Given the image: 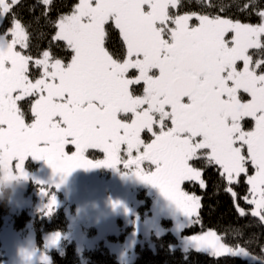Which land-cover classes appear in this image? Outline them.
Returning <instances> with one entry per match:
<instances>
[{
	"label": "snow or ice",
	"instance_id": "snow-or-ice-1",
	"mask_svg": "<svg viewBox=\"0 0 264 264\" xmlns=\"http://www.w3.org/2000/svg\"><path fill=\"white\" fill-rule=\"evenodd\" d=\"M19 4L0 0V169L7 179L26 180L29 157L60 177L57 190L77 168L123 164L198 223L200 200L183 185L204 186L196 164L205 162L217 167L232 197L233 185L246 183L250 215L264 221V11L256 12L259 24H244L173 12L180 0H79L52 37L71 50L65 63L51 50L40 57L22 51L30 33L16 13ZM255 7L254 0L244 5ZM111 25L123 40L120 57L106 48ZM69 145L74 151H66ZM88 150L105 159L93 163ZM145 165L152 170L146 173ZM41 195L51 215L56 197L46 189ZM59 239L57 233L51 243ZM192 244L215 256L249 255L212 231L192 237Z\"/></svg>",
	"mask_w": 264,
	"mask_h": 264
},
{
	"label": "trees",
	"instance_id": "trees-1",
	"mask_svg": "<svg viewBox=\"0 0 264 264\" xmlns=\"http://www.w3.org/2000/svg\"><path fill=\"white\" fill-rule=\"evenodd\" d=\"M78 2L79 0H51L50 5H44L42 0H20V4L16 7V13L30 33V47L24 52L33 57H40L43 51L51 50L56 58L65 63L69 62L72 56L71 50L64 42L55 41L52 37L57 31L56 22L61 17L71 14ZM254 3L256 7L249 10V8H244L245 4H249V0H180V6L173 12L208 14L244 24H259L260 17L256 12L257 10L264 11V0H254ZM209 5L212 6L209 7ZM4 26H8V21H5ZM106 27H108L106 48L114 57H120L124 52L120 32L114 25ZM251 51L256 53L254 59L260 58L258 50ZM32 71L34 72L35 69ZM136 88L137 94H140L141 86H136ZM24 111L26 112V121L30 123V106L25 104ZM252 126L251 121L246 123V127L251 128ZM145 139L150 140L147 136ZM100 155L101 153L87 154L94 159ZM31 164L34 166L33 163L28 162V167L31 168ZM196 166L202 172L201 178L204 181V186L202 187L196 181H186L183 188L189 194H196L200 197V207L196 217L199 222H194L185 233L193 234L214 230L224 244L234 248H243L253 257L247 260L229 255L213 256L194 250L174 249L172 246L177 242V239L168 232L167 235L154 237V248H150L148 245L137 246V258L132 264H264V221L250 215L251 211L249 210L252 209V206L247 204L244 199L247 194V184L242 181L233 185V189L237 192V197L234 198L225 190L226 184L216 166L205 162H198ZM139 195L137 198L140 200ZM7 201V196L0 201V230L4 225L5 216L9 212ZM146 201L148 208L152 205V200L148 198ZM141 208L144 206L141 205ZM241 210L244 211V215L240 214ZM14 220L15 228L25 232L31 217L24 212L20 216H15ZM167 224L170 222H163V225ZM34 228L37 235L36 243L43 250L45 249L43 235L52 231L67 233L69 218L62 209L55 211L50 220L41 214L34 221ZM87 231L89 234L96 233L94 228ZM108 249L104 244H99L94 249H85L82 254L83 259L87 264H123L116 260V255ZM50 255L51 264H81V255L78 252L77 244L68 239L63 240L62 249L54 250ZM7 263L6 257L0 255V264Z\"/></svg>",
	"mask_w": 264,
	"mask_h": 264
},
{
	"label": "rangeland",
	"instance_id": "rangeland-1",
	"mask_svg": "<svg viewBox=\"0 0 264 264\" xmlns=\"http://www.w3.org/2000/svg\"><path fill=\"white\" fill-rule=\"evenodd\" d=\"M147 137L151 138L148 134ZM34 161L37 162L35 159ZM144 170L147 173L152 169L145 165ZM24 171L28 177L26 180L11 181L7 179L9 173L0 169V197L7 196L9 205V212L5 216L4 225L0 230V255L6 257L10 264H42L41 257H47L48 264H51L50 253L62 249L63 240L65 239L77 244L78 252L81 255V264H87L83 259V250L94 249L99 244H104L109 248L108 250L116 255V260L119 262L132 264L137 258L136 247L148 245L150 248H154V237L167 235L170 232L177 239V242L172 246L174 249L197 251L192 244V237L209 231L216 232L208 230L193 234L185 233L194 222L176 210L174 205L160 193L158 188L140 181L133 174L134 169L126 168L127 173L135 178L119 187L116 196L118 205L105 217L106 219H101L99 206L101 204L100 197L103 195V197H106L110 195L108 192L113 191L114 183L109 179L99 177L96 181L91 180L89 178L93 174L87 172L80 177L74 176L72 181L76 185H71L70 188L61 192L60 189L58 191L54 190L55 185L49 186V180H47V177L43 174V169L39 165L33 166L31 164L30 168L25 160ZM123 171H125L124 166ZM97 184L106 189V195L99 190ZM42 189H46L56 197L57 204L53 207L52 214L62 209L69 218L67 233L52 231L43 235L45 245L43 250L36 243L37 235L34 221L41 214L50 220L52 214H45L48 197L41 195ZM137 195L140 196V200ZM191 195L198 197L200 200V197L196 194ZM148 198L152 200V205L147 208L148 202L146 200ZM141 205L144 208H141ZM72 207L76 212L71 209ZM24 212L31 217V221H29L26 231L21 232L15 228L13 222H15V216H20ZM196 217L197 215L193 219L196 220ZM164 221H168L170 224L163 225ZM90 228L96 229V233L89 234L87 230ZM57 233H59L60 239L58 243L53 245L51 241ZM221 241L224 243L222 239ZM225 246L237 249L226 244ZM197 252L207 253L204 251ZM225 255L231 256L227 253L219 256ZM238 257L249 260L253 256L249 254L247 257Z\"/></svg>",
	"mask_w": 264,
	"mask_h": 264
},
{
	"label": "flooded vegetation",
	"instance_id": "flooded-vegetation-1",
	"mask_svg": "<svg viewBox=\"0 0 264 264\" xmlns=\"http://www.w3.org/2000/svg\"><path fill=\"white\" fill-rule=\"evenodd\" d=\"M175 10V9H174ZM150 135V134H148ZM147 136V134H145L143 136V138L145 139V137ZM146 140V139H145ZM69 149L72 150V146L69 145L66 148V151H68ZM74 151V149H73ZM88 153H101V155L99 157H97V159L92 158V156H87ZM85 158L92 161L93 163H98L104 160L105 158V154L101 151H97V150H88L85 152ZM37 162L34 161L33 158L29 157L28 159H26V162H31L34 165L38 166L43 169V174H45V176L47 177V180H49V186L55 185L53 179H57L59 178L58 175H55L53 173V170L50 168V166H48V164L43 161V160H36ZM87 172L92 173L93 175L89 178L91 180H98L99 177L102 178H107L109 179L112 183H114V187H113V191L112 192H108L110 195H107L106 197L101 196L100 197V206H99V210L100 213L102 215L101 219H106L105 217L108 216L115 207H113V205H118V201H117V191L119 189V187H121V185L128 183L130 180H132L133 175L127 173L126 168L125 171H123V164L118 165L115 168L112 167H95V168H77L75 169L70 175H68L63 182V188H61V192H64L65 190H67V188H70L71 185H76L75 182L72 181L74 176H81L82 174H85ZM129 172V170H128ZM53 177V179H52ZM58 180V179H57ZM97 186L99 187V190L101 192H103L105 195L107 194L106 189L104 187H102L101 185L97 184ZM54 190L58 191L56 189V187L54 186ZM112 193V194H111ZM72 210H74V212H76V210L72 207ZM117 214V213H116ZM115 216V214H114ZM113 216V217H114ZM111 217V218H113ZM108 219V218H107Z\"/></svg>",
	"mask_w": 264,
	"mask_h": 264
},
{
	"label": "water",
	"instance_id": "water-1",
	"mask_svg": "<svg viewBox=\"0 0 264 264\" xmlns=\"http://www.w3.org/2000/svg\"><path fill=\"white\" fill-rule=\"evenodd\" d=\"M52 179H53V177H52ZM57 179H58V180H57ZM57 179H53V181H54L55 184H59V183H60V177L57 178ZM60 188H63V183L60 184ZM7 264H10V263L8 262Z\"/></svg>",
	"mask_w": 264,
	"mask_h": 264
},
{
	"label": "clouds",
	"instance_id": "clouds-1",
	"mask_svg": "<svg viewBox=\"0 0 264 264\" xmlns=\"http://www.w3.org/2000/svg\"><path fill=\"white\" fill-rule=\"evenodd\" d=\"M3 200V198L2 197H0V201H2Z\"/></svg>",
	"mask_w": 264,
	"mask_h": 264
},
{
	"label": "bare ground",
	"instance_id": "bare-ground-1",
	"mask_svg": "<svg viewBox=\"0 0 264 264\" xmlns=\"http://www.w3.org/2000/svg\"><path fill=\"white\" fill-rule=\"evenodd\" d=\"M56 185V184H55ZM59 189H61L60 187H59Z\"/></svg>",
	"mask_w": 264,
	"mask_h": 264
}]
</instances>
